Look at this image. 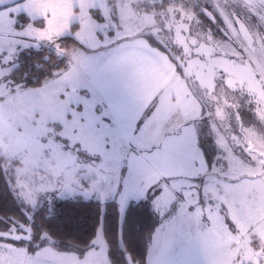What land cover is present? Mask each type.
<instances>
[{"label": "rangeland", "instance_id": "374dc122", "mask_svg": "<svg viewBox=\"0 0 264 264\" xmlns=\"http://www.w3.org/2000/svg\"><path fill=\"white\" fill-rule=\"evenodd\" d=\"M206 8L205 13L211 10L228 23L235 22L229 11L250 14L258 26L216 31L205 27L206 16L200 12ZM70 36L80 45L65 43ZM142 46L159 54L173 75L161 92L162 109L148 112L166 120L184 119L189 109L200 135L199 152L208 154L205 162L212 171L196 183L201 188L210 180L225 188L228 196H220V207L231 223L241 209L244 213L243 228L239 222L237 226L244 236H237L236 246H227L231 250L225 252L224 246L214 249L226 237L207 223L203 229L198 216L202 212H193L196 223L191 229L205 232L213 250L210 261L203 263L196 255L194 264H243L255 252L264 253V0H21L0 7V157L22 208L32 219L35 210L58 198L81 195L116 199L121 221L133 199L146 200L158 221L170 218L181 198L138 156L147 154L145 145L152 144L110 141L105 120L85 123L88 130L79 128L82 119L93 120L98 104L101 115L106 113L87 82L88 74L107 66L111 52L116 58L135 56L132 52ZM30 47L54 49L67 64L41 85L14 82L11 72L18 52ZM125 165L147 173L124 178ZM0 242L34 251L54 240L46 232L36 235L30 221H21L0 228ZM94 242L95 247L108 248L103 226ZM51 252L40 249L29 260L53 262ZM18 255L20 262L12 264L28 262L23 251ZM11 256L0 245V264H11ZM188 257L182 251L175 263L192 264Z\"/></svg>", "mask_w": 264, "mask_h": 264}, {"label": "crops", "instance_id": "0c3cea01", "mask_svg": "<svg viewBox=\"0 0 264 264\" xmlns=\"http://www.w3.org/2000/svg\"><path fill=\"white\" fill-rule=\"evenodd\" d=\"M124 49L126 50V48ZM133 54L137 55L116 58L111 52L106 57L107 66L88 74L87 82L93 88L94 94L103 101L106 113L101 115V106L97 107L99 104H96L95 110L98 113L95 112L91 116L93 118L91 121L82 119V125H79V128L86 126L85 123L94 124L95 121L105 120L107 125L103 124L104 132L111 138L110 141L113 138L119 142L124 139H132L138 143L152 144L145 145L148 146L147 154H138L139 158L146 161L162 181H168L163 184L165 188L171 189L177 199L181 198L180 204L176 206L166 222L158 221L156 216L157 223L146 262L140 263L129 258L130 264H177L175 262H178V255L182 251L189 256L190 263H195L196 255L202 256L201 262L206 263L211 260L213 250L211 251L210 242L208 243L206 240L205 232L191 229V224L196 223V216H193V212L197 210L202 212V215L200 213L198 216L199 220H202L203 229H207V224H209L211 228L219 230L221 235L226 237L224 243L216 245L214 249L216 251L224 246L225 252L228 249L231 250L227 246H236L234 239L237 236H244L237 230L238 222L243 228L244 213L241 209V212L236 218H233L231 223L226 214L221 212L220 207V196H228L225 188L210 180L199 188L196 181L202 175L208 177L212 171L209 169L211 166L205 162L208 154L199 152L200 135L195 121L190 117L189 109L186 108L187 114L184 119L183 117L175 119L174 116L166 120L162 119L163 117L157 118L154 111L148 112L150 108L156 110L162 109L164 106L161 92L171 84L172 72L165 65L163 58L146 46L140 47L139 50L132 52ZM139 58H141L140 63ZM134 60L136 67L132 69L131 62ZM120 63L123 65L118 67ZM199 107L201 109V105ZM82 108L85 110L84 106ZM146 112H148V116L144 117ZM171 112L173 113V111ZM175 114H180V110ZM146 173L138 167L132 168L129 165H125L121 170L124 178L130 174L141 177ZM145 180L149 182V179ZM232 196L235 197L238 194H232ZM235 203L239 204L238 200ZM240 206L242 208L243 205ZM191 208L193 209L191 210ZM232 225L235 227L233 228ZM17 230L20 229L17 228ZM229 230L230 232H228ZM94 243L86 248H62L54 240L53 244L40 248L54 251L49 254V256H53V262L47 260L42 263L29 260H33L40 249L32 251L28 247H19L18 245H16L18 248L16 246L9 248L2 242L0 245L13 254L11 264L20 257L19 255L17 257L20 251H23L28 257L26 258L29 263L25 264H112L109 246L108 248H99L95 247L96 245L93 246ZM227 254L229 255V253ZM1 255L4 256V254ZM19 262L16 264H20Z\"/></svg>", "mask_w": 264, "mask_h": 264}, {"label": "trees", "instance_id": "16d2710c", "mask_svg": "<svg viewBox=\"0 0 264 264\" xmlns=\"http://www.w3.org/2000/svg\"><path fill=\"white\" fill-rule=\"evenodd\" d=\"M21 16L27 17L25 13ZM208 22L206 19L205 25ZM23 24L17 23V26ZM78 26L79 23L73 25L74 29ZM64 42L80 45L73 36L65 38ZM17 60L11 72L12 80L29 86L43 84L55 69L67 64L65 56L54 49L36 47L19 51ZM3 159L1 156L0 228L8 229L17 222L30 221L36 235L46 232L62 248H86L94 243L103 226L112 264H130L129 255L133 260L146 262L157 223L155 212L146 200H131L122 221L116 199H87L81 195L58 198L51 206L35 210L29 219L11 187ZM16 228L20 229V226L17 224Z\"/></svg>", "mask_w": 264, "mask_h": 264}, {"label": "flooded vegetation", "instance_id": "af4514ba", "mask_svg": "<svg viewBox=\"0 0 264 264\" xmlns=\"http://www.w3.org/2000/svg\"><path fill=\"white\" fill-rule=\"evenodd\" d=\"M205 12H207V8H206V11L200 12L204 16H206V19L209 20V22H210V23H207L205 25V27L213 26V28L216 31L223 30V29L227 30V28H229V27L239 28L241 25H243L245 28H249L251 25L258 26L257 20H255V17L252 16L253 18L250 19V17L247 16L250 14H245L244 12H243L244 14H242V12H238V11H229L228 13L232 14L231 20L235 21V22H230V23L226 22L222 17H220V14L215 15L211 10L208 11V13H205ZM228 13H225V14H228ZM252 61H254V60H252Z\"/></svg>", "mask_w": 264, "mask_h": 264}, {"label": "built area", "instance_id": "2783aa9c", "mask_svg": "<svg viewBox=\"0 0 264 264\" xmlns=\"http://www.w3.org/2000/svg\"><path fill=\"white\" fill-rule=\"evenodd\" d=\"M244 264H264V253H258L253 258L244 261Z\"/></svg>", "mask_w": 264, "mask_h": 264}, {"label": "water", "instance_id": "95a60500", "mask_svg": "<svg viewBox=\"0 0 264 264\" xmlns=\"http://www.w3.org/2000/svg\"><path fill=\"white\" fill-rule=\"evenodd\" d=\"M21 0H0V7L16 3Z\"/></svg>", "mask_w": 264, "mask_h": 264}]
</instances>
